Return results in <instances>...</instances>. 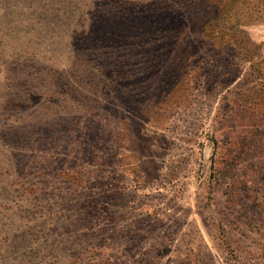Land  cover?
Listing matches in <instances>:
<instances>
[{
	"label": "rangeland",
	"instance_id": "obj_1",
	"mask_svg": "<svg viewBox=\"0 0 264 264\" xmlns=\"http://www.w3.org/2000/svg\"><path fill=\"white\" fill-rule=\"evenodd\" d=\"M50 1L0 14V264H264V0Z\"/></svg>",
	"mask_w": 264,
	"mask_h": 264
},
{
	"label": "trees",
	"instance_id": "obj_2",
	"mask_svg": "<svg viewBox=\"0 0 264 264\" xmlns=\"http://www.w3.org/2000/svg\"><path fill=\"white\" fill-rule=\"evenodd\" d=\"M55 3H56L55 0L50 1V4H55ZM23 6L24 3L22 2V0H0V12H1L0 14L6 16L8 9L10 10L12 8H19ZM83 182H88V180H85ZM65 196H69V195H65ZM96 207H97V200L93 199L83 204V209L81 211L77 210L76 212L81 217H84L85 220H88L91 219V217L97 212Z\"/></svg>",
	"mask_w": 264,
	"mask_h": 264
}]
</instances>
